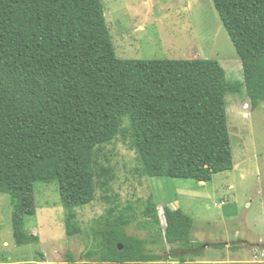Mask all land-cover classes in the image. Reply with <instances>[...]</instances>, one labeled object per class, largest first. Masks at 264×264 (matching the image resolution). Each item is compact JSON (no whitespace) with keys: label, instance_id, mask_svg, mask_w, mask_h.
<instances>
[{"label":"trees","instance_id":"16d2710c","mask_svg":"<svg viewBox=\"0 0 264 264\" xmlns=\"http://www.w3.org/2000/svg\"><path fill=\"white\" fill-rule=\"evenodd\" d=\"M213 3L243 81H229L211 58H119L102 0H0V192L13 203L17 245L40 242L25 226L36 214V183H56L65 206L94 200L93 149L118 137L123 115L150 178L209 182L234 169L226 96L245 88L253 108L264 103V0ZM164 216L151 243L183 253L199 247L193 217L170 205ZM106 226L99 261L158 260L126 227Z\"/></svg>","mask_w":264,"mask_h":264},{"label":"rangeland","instance_id":"374dc122","mask_svg":"<svg viewBox=\"0 0 264 264\" xmlns=\"http://www.w3.org/2000/svg\"><path fill=\"white\" fill-rule=\"evenodd\" d=\"M102 1L119 58H211L223 65L229 81H243L241 58L213 0ZM226 104L234 169L217 173L209 182L150 178L126 114L119 120L118 137L93 149L98 177L92 202L65 206L56 183H36V214L26 217L25 226L40 242L16 244L13 203L8 193L0 192V264H70V255L79 262L122 264L98 260L106 220L144 239L148 254L158 258L147 264H264L253 262L251 250L264 243V103L253 108L243 88L228 93ZM178 188L202 197H212L209 190H215L214 202L200 203L199 208L191 204L192 210L201 211L193 217V239L199 247L184 253L166 242H150L166 226L164 207H172Z\"/></svg>","mask_w":264,"mask_h":264},{"label":"crops","instance_id":"0c3cea01","mask_svg":"<svg viewBox=\"0 0 264 264\" xmlns=\"http://www.w3.org/2000/svg\"><path fill=\"white\" fill-rule=\"evenodd\" d=\"M177 181H179V180H177ZM150 191H151V194L153 196V199H155V193L152 190H150ZM192 191H194V190H180L178 188L177 197H176L177 199L175 200L174 203H171V205H172L173 208L181 207V209L185 213H187L191 217H194V216H196V213L199 214L201 211H199L200 209L199 210H192L191 204L194 203V205H196V203H197L196 206H198V208H199L200 203H203V202H208V203L209 202L210 203L214 202V200H215V197H214L215 190H209L210 194H212V197H202V196L194 194V192H192ZM143 201H146V200H143ZM156 262H157V260L156 261L140 262V263L141 264H143V263L147 264V263H156ZM210 262L220 263L222 261H212V260H203V261H201L202 264H207V263H210ZM233 262L234 263H236V262L238 263V262H242V260L237 259V260H233Z\"/></svg>","mask_w":264,"mask_h":264},{"label":"built area","instance_id":"2783aa9c","mask_svg":"<svg viewBox=\"0 0 264 264\" xmlns=\"http://www.w3.org/2000/svg\"><path fill=\"white\" fill-rule=\"evenodd\" d=\"M251 250L253 252V262H260V263L264 262V243L263 241H261L258 244L253 245Z\"/></svg>","mask_w":264,"mask_h":264},{"label":"water","instance_id":"95a60500","mask_svg":"<svg viewBox=\"0 0 264 264\" xmlns=\"http://www.w3.org/2000/svg\"><path fill=\"white\" fill-rule=\"evenodd\" d=\"M121 248H123V246H121Z\"/></svg>","mask_w":264,"mask_h":264}]
</instances>
